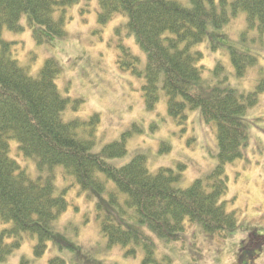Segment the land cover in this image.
I'll list each match as a JSON object with an SVG mask.
<instances>
[{"label": "trees", "instance_id": "trees-1", "mask_svg": "<svg viewBox=\"0 0 264 264\" xmlns=\"http://www.w3.org/2000/svg\"><path fill=\"white\" fill-rule=\"evenodd\" d=\"M82 1H96L103 25L118 14L127 19L128 34L144 51L146 61L143 64L121 46L116 63L144 79L143 96L149 107L166 97L169 115L177 124L185 125L188 113L200 110L205 122L215 127L218 164L209 175L181 188L182 165L178 170L161 168L153 173L144 155L121 166L113 163L128 153L126 135L96 150L98 114L88 121L64 119L70 103L77 109L80 102H72L57 86L62 72L58 61H46L33 75L16 59L15 44L3 39L6 30L23 32L26 27L39 43L64 39L66 9ZM241 14L249 29L264 31V0H0V225H8L0 232V262L19 249L25 238L35 240V256L45 253L50 240L74 250L72 243L54 235L57 221L68 208L65 190H56V168H62L64 178L73 179L81 191L107 194L113 204L122 198L131 223L107 215L101 220V232L109 249L120 246L126 256L135 257L140 248L142 264L171 262L157 255L146 229L169 242L178 240L187 224L206 237H226L237 227L235 212H229L223 201L228 190L224 170L243 157L249 141L244 119L264 85L246 94L226 77L203 90V53L195 46L211 30L224 28ZM232 62L242 76L257 59L233 50ZM11 140L18 143L25 159L36 162V178L11 156ZM263 245V236L249 234L239 249V263L254 259ZM51 264L67 262L58 256Z\"/></svg>", "mask_w": 264, "mask_h": 264}, {"label": "rangeland", "instance_id": "rangeland-1", "mask_svg": "<svg viewBox=\"0 0 264 264\" xmlns=\"http://www.w3.org/2000/svg\"><path fill=\"white\" fill-rule=\"evenodd\" d=\"M60 15V11L56 13L57 18ZM65 17L66 38L53 43H39L29 27L23 32L3 33L4 40L15 44L16 59L31 74L39 73L50 59L58 61L62 72L57 86L72 102H80L77 109L70 103L64 119L88 121L98 114L96 150L126 135L128 153L113 163L121 166L144 155L153 173L161 168L178 170L182 165L181 188L213 172L218 164L216 130L205 122L201 111H190L188 122L177 124L169 115L166 97L149 107L143 96L144 79L118 67L121 46L128 47L143 64L146 61L144 51L128 34L127 19L118 14L104 25L99 23L96 1H82L67 8ZM232 49L257 59L242 76L237 75L232 62ZM195 50L203 53V90L212 89L226 77L232 87L246 94L264 85V31L249 29L244 14L222 29L211 30ZM218 66L222 67L219 71ZM244 122L249 141L243 157L228 163L224 170L228 190L223 201L229 212H235L237 227L228 231L226 237H206L198 233L196 226L187 224V231L178 240L169 242L146 229L156 245L157 255L168 257L170 264H241L238 255L242 242L252 232L264 237V89ZM10 150L11 156L36 178V162L22 156L15 140L10 141ZM55 171L57 193L65 190L68 208L57 221L54 235L72 243L74 250L50 240L45 253L35 256V240L25 238L21 247L0 264H51L58 256L67 264H142L144 253L140 248L135 257L126 256L120 246L109 249L101 232V220L107 215L117 222L131 223V213L122 198L119 204H113L107 194L81 191L73 179L64 178L62 168ZM6 227L0 225V232ZM263 246L247 264H264Z\"/></svg>", "mask_w": 264, "mask_h": 264}]
</instances>
